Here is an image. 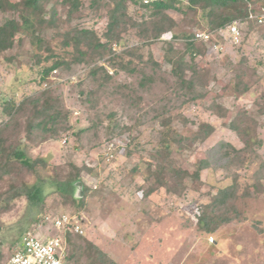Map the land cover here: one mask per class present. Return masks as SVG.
I'll use <instances>...</instances> for the list:
<instances>
[{
	"label": "trees",
	"instance_id": "1",
	"mask_svg": "<svg viewBox=\"0 0 264 264\" xmlns=\"http://www.w3.org/2000/svg\"><path fill=\"white\" fill-rule=\"evenodd\" d=\"M144 1L0 0V14H9L8 19L0 22V64L14 61L17 40H29L35 51L33 58L39 68V81L44 87L18 103L11 100L4 104L8 120L0 124V184H6L7 189L0 193V214L21 199L30 205L41 206L46 197V184L61 193L65 191L64 186L68 187L65 201L78 202L80 214L88 192L81 175L93 170L73 162L54 166L51 155L33 156L29 148L58 141L62 134L78 141L85 136H94L98 126L104 123L101 116L109 121L105 140L117 139L130 128H121L113 112L100 110L101 96L137 106L145 92L159 82L167 84L168 77L173 80V95L180 106L204 102V109L221 118L243 147L222 141L198 161L197 170L178 167L174 163V154L199 147L215 133L216 127L208 122L201 123L188 137L173 128L170 116L165 117L161 119V144L148 159L149 172L152 171L157 182L149 188V193L159 187H169L170 183L180 188L186 187V182L202 184V172L213 167L224 171L232 183L211 193L210 201L202 206L198 219L201 231L214 234L222 226L239 219L237 202L240 198L246 197L250 190L258 191L264 186V159L258 150L263 142L257 132L259 120L264 116V96L255 101L254 110L243 109L235 113L220 102V96L208 102L209 91L204 88L206 72L194 61L195 57L205 54L208 44L196 38L197 32L177 34L178 22L169 14L175 11L188 16L202 12L206 32L215 37L212 42L220 45L217 53L222 55L228 42L242 51L247 39L254 35L261 39L264 47V0H158L150 4ZM133 6L136 10L131 13ZM251 15L263 17L261 21L252 20ZM89 16L105 19L102 31L78 23ZM61 22L68 27L57 32ZM235 23L241 31L239 44L232 43L228 35L230 26ZM243 25L247 30H243ZM47 30H55L54 36L48 38ZM166 34H172V39L164 40ZM129 37L134 38V43L118 48ZM159 43L164 45L162 61L153 52L154 45ZM164 62L171 68L168 73L164 72ZM77 65L88 69L91 89L81 95H86L85 101L93 110L95 120L91 126L75 131L69 114L56 107L58 97L49 85L55 72L68 71ZM121 74L129 80L119 81ZM242 76V72L235 76L237 81L233 89L241 95L251 94L253 88L243 84ZM158 115L155 116L157 119ZM136 139L133 137L132 141ZM242 171L252 173V183L246 182L243 186L241 179L249 174L242 175ZM28 176L35 181H27ZM77 187L84 198L76 197L74 189ZM65 237V264H118L87 237L73 232H68Z\"/></svg>",
	"mask_w": 264,
	"mask_h": 264
},
{
	"label": "rangeland",
	"instance_id": "2",
	"mask_svg": "<svg viewBox=\"0 0 264 264\" xmlns=\"http://www.w3.org/2000/svg\"><path fill=\"white\" fill-rule=\"evenodd\" d=\"M135 10L133 6L131 13ZM169 14L178 22L177 34L207 30L202 12L188 16L175 11ZM8 18L9 14H0V22ZM78 23L100 32L106 21L89 16ZM59 25L57 32L68 27L62 22ZM242 27L247 30L245 25ZM54 34L55 30L45 32L48 38ZM213 39L215 41V37ZM134 41L129 37L118 48ZM247 41L242 51L228 42L222 55L207 43L205 54L194 60L206 72L204 88L209 91L208 102L220 96V102L233 113L243 109L254 110L255 101L264 96L263 42L256 35ZM153 52L162 61L164 45L155 44ZM14 54L16 58L11 64H0V124L8 120L4 112L7 101L18 103L44 89L39 81V68L33 58L35 51L31 42L17 40ZM162 65L165 73L170 72L168 64L164 62ZM87 70L86 66L77 65L68 71H58L50 78V90L58 97L56 107L69 114L75 131L91 126L95 120L93 110L85 101L86 95H81V92L91 89ZM239 72L243 74V84L253 88L251 94L241 95L234 91L235 76ZM118 79L121 82L129 80L123 74ZM167 82H159L145 92L137 106L101 96L100 110L113 112L121 128H130L117 139L105 140L109 121L101 116L104 123L98 126L94 136H85L78 141L62 134L58 141L29 148L33 156L51 155L54 166L62 167L73 162L93 170L92 173L84 171L81 175L88 188L85 206L79 214L78 202L65 201L68 187H63V196L48 184L41 206L30 205L25 199L15 201L9 210L0 214V264H7L26 233L42 239L58 235L52 220L62 213L78 218L84 229L81 236L98 245L118 264H264V186L258 191L250 190L246 197L240 198L237 202L239 219L222 226L214 234L201 231L198 219L202 206L209 203L211 193L232 183L224 171L213 167L202 172V184L186 182V187L180 188L170 183L169 187H159L149 193V188L156 186L157 182L152 171L149 172L148 159L161 144V119L165 117L170 116L173 128L188 137L198 130L201 123L208 122L216 127L215 133L199 147L174 154V163L178 167L197 170L198 161L222 141L237 148L243 147L241 140L221 118L204 109V102L180 106L173 95L172 78L168 77ZM259 122L257 132L263 145L258 150L264 159V116ZM133 137L137 139L132 141ZM241 174L246 176L249 173L242 171ZM250 174L241 179L243 186L246 182H253ZM27 181L32 183L35 180L28 176ZM6 189V184H0V193ZM74 193L77 198H84L80 197L79 187L74 189Z\"/></svg>",
	"mask_w": 264,
	"mask_h": 264
},
{
	"label": "built area",
	"instance_id": "3",
	"mask_svg": "<svg viewBox=\"0 0 264 264\" xmlns=\"http://www.w3.org/2000/svg\"><path fill=\"white\" fill-rule=\"evenodd\" d=\"M158 0H145V4H150ZM263 16L251 15L250 19L261 21ZM228 35L232 43L239 44L241 42V31L238 23L230 26ZM171 34H166L163 39H172ZM196 38L205 43H211L210 46L218 51L220 45L212 42L213 35L206 32H197ZM56 73V72H55ZM50 217L47 218V221ZM52 226L58 231V235L53 237L40 238L33 233H26L22 242L14 249L13 256L7 264H65L66 251V234L73 232L78 235L84 234V229L78 221V218H72L67 213L59 214L52 220ZM214 243V238L211 237Z\"/></svg>",
	"mask_w": 264,
	"mask_h": 264
},
{
	"label": "water",
	"instance_id": "4",
	"mask_svg": "<svg viewBox=\"0 0 264 264\" xmlns=\"http://www.w3.org/2000/svg\"><path fill=\"white\" fill-rule=\"evenodd\" d=\"M82 195H83V193H82V191H80V197H82Z\"/></svg>",
	"mask_w": 264,
	"mask_h": 264
}]
</instances>
